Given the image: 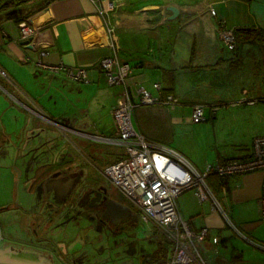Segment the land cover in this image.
Instances as JSON below:
<instances>
[{
    "label": "crops",
    "instance_id": "obj_1",
    "mask_svg": "<svg viewBox=\"0 0 264 264\" xmlns=\"http://www.w3.org/2000/svg\"><path fill=\"white\" fill-rule=\"evenodd\" d=\"M108 1L26 0L0 7V70L5 72H0V115H6L14 125L9 130L4 126L0 160L9 156L5 146L11 143L13 133L26 175L40 172L39 162L34 164L33 158L38 161L48 150L50 159L60 163L59 168L46 170L49 177H55L51 188L59 192L76 174L84 172L93 177L90 165L100 171L123 152L121 145L100 139L113 134L110 110L122 97V87L108 85L97 67L102 57L112 54L111 42L119 58L133 67V87L143 86L161 98L168 94L178 97L179 103L174 105L137 104L132 121L152 143L181 154L185 151L181 141L186 126L193 123L190 115L194 103L204 104L207 119L217 105L236 97L235 89L243 79L252 81L251 89L258 90L252 98L264 97V46L259 39L251 29L243 30L236 35L233 55L218 36L222 20L229 27L248 26L264 32V0H111L114 8L107 13L111 35L100 12ZM167 5L178 7L176 18H169ZM44 7L47 10L43 12ZM23 18L40 29L29 44L19 36L18 22ZM42 49L45 53L40 55ZM40 62L83 66L88 80L74 81ZM155 82L161 86L160 93L153 87ZM249 154L250 150L238 156L217 153L214 162ZM211 184L220 195L222 209L234 213L247 234L264 239V220L258 209L264 170L231 175ZM204 202L210 209L193 218L183 214L182 204L178 206L193 229L207 225L216 232L221 226L219 216L212 210L211 199L200 204ZM28 217L21 223L22 240H7L1 247L31 249L49 261L64 264L65 253L80 246L79 235L68 238L67 245L64 241L47 243L40 236L44 217L32 213Z\"/></svg>",
    "mask_w": 264,
    "mask_h": 264
},
{
    "label": "rangeland",
    "instance_id": "obj_2",
    "mask_svg": "<svg viewBox=\"0 0 264 264\" xmlns=\"http://www.w3.org/2000/svg\"><path fill=\"white\" fill-rule=\"evenodd\" d=\"M243 81L235 89V98L229 97L225 104L217 105L206 120L198 124L188 123L186 126L181 141L185 148L182 155L199 171L204 169L206 163H213L217 153L222 156H238L250 150L254 137L264 135V101L254 104L244 102V98H252L258 90L251 89L252 81ZM242 88L246 90L242 92ZM4 126L8 130L14 128L6 115H0V142ZM13 140H17L15 133L12 134L11 143L7 142L5 146L10 152L9 156L0 160V245L7 240H22L21 223L24 224L26 216L30 217L31 213L34 217L42 214L41 206H36L35 191L29 190L28 185H25V167L22 157L16 154L18 143L14 145ZM90 166L93 176L97 175L107 183L101 172ZM84 167L87 168V164ZM107 184L113 196L128 203L123 194ZM209 185L213 190V185ZM213 192L217 198L220 196L216 189ZM179 195L178 203L182 204L184 215L191 214L193 218L210 209L207 202L200 204L191 189H186ZM212 203V210L221 222L216 231L219 242L213 244L210 240H205L197 244L207 264H264V239L247 234L237 223L234 213L225 210V215L214 201ZM64 224L60 220L49 228V232L48 229L40 231V236L47 243L64 241L67 245L68 238L79 235L84 241L81 249L86 255L84 264H123L124 260L131 261L130 264H155V249L165 248L166 253L171 247V243L159 230L141 220L123 226L122 232L118 234H111L106 228L101 229L88 217L86 222L78 224L71 219ZM47 233L50 237L46 236Z\"/></svg>",
    "mask_w": 264,
    "mask_h": 264
},
{
    "label": "built area",
    "instance_id": "obj_3",
    "mask_svg": "<svg viewBox=\"0 0 264 264\" xmlns=\"http://www.w3.org/2000/svg\"><path fill=\"white\" fill-rule=\"evenodd\" d=\"M113 8L114 2L110 0L105 10L100 9L105 16L104 26L108 35L112 34L113 28L107 13ZM209 9L211 14L215 13L212 6ZM18 29L20 38L29 40V43L40 31L26 18L18 22ZM218 36L224 46L235 55L237 47L235 29L227 26L222 20L219 22ZM111 45L112 54L102 57L97 67L108 85L122 87V97L110 110L113 134L100 139L121 145L123 152L114 161L103 166L100 172L126 197L130 207L137 212L139 220L154 225L171 243L163 264H207L197 244L205 240H210L213 244L218 243L219 236L207 225L200 227L199 230L193 229L190 221L182 215L177 197L184 190L191 189L199 202L211 199L225 214L206 178L211 174L228 177L259 169L264 170V135L253 138L250 154L247 157L207 163L204 169L199 171L177 150L152 143L134 127L132 114L137 104L174 105L179 103V99L171 94L161 98L158 94L152 95L143 86L133 87L132 65L119 58L114 42H111ZM39 53L43 55L45 51L42 49ZM42 65L52 72H63L74 81L88 80L87 69L83 66ZM0 72L5 75L3 70ZM153 87L160 93L159 83H153ZM257 100L264 101V97L243 99L248 104H254ZM204 107V104L199 102L192 105L193 123L206 119ZM258 209L260 218L264 220V185L258 200Z\"/></svg>",
    "mask_w": 264,
    "mask_h": 264
},
{
    "label": "flooded vegetation",
    "instance_id": "obj_4",
    "mask_svg": "<svg viewBox=\"0 0 264 264\" xmlns=\"http://www.w3.org/2000/svg\"><path fill=\"white\" fill-rule=\"evenodd\" d=\"M41 154V156L39 155L38 161L37 158H33V161L35 160L34 164L39 162L37 165L39 168H41L42 172L40 170V172H33L29 176L27 175L25 179L27 183L25 185H28V188L35 191L36 206H41L42 208L41 215L44 217V229H48L47 232H49V228H51L53 224L59 222L60 220H62L64 224L72 219L79 224V222L82 221L86 222V217H88L93 220V224H97V226L101 229L106 228L111 234H118L119 232H122L123 226L135 223L137 220H139L137 212L132 207H130L128 203L122 202L113 196V194L108 189L109 185L107 183L109 182L105 179L104 180L107 181V183L104 182L102 178L98 177L97 175L91 177L90 174L81 172L73 176L74 180L71 181L63 191L59 192L57 189L53 190L50 184L51 180H54L55 177H49L50 175L46 174V170L53 166L58 167L60 163L57 160L56 162L50 159L49 152L46 149L44 150V153ZM86 164L89 165V161H87ZM36 169L37 168H35V170ZM103 186L105 187L106 191L102 189ZM109 199H113L126 205L131 214H128V216L124 218L126 216L125 214H118L117 211H107L106 207ZM64 226L66 227V224H64ZM33 231L34 233H38V231L35 229H33ZM46 236L50 237L49 233H47ZM3 239L1 241H3ZM83 244L84 241L82 240L80 242V246L77 249L69 252V254L67 252L65 253V256L68 257L67 259L65 257L64 264L85 263V252H81V249H83ZM7 247H12L19 250L25 249L32 253L35 252L31 249L22 248L15 245H7L5 247L0 246V248ZM52 263L63 264L55 262ZM130 263L131 261L129 260H124L123 262V264Z\"/></svg>",
    "mask_w": 264,
    "mask_h": 264
},
{
    "label": "water",
    "instance_id": "obj_5",
    "mask_svg": "<svg viewBox=\"0 0 264 264\" xmlns=\"http://www.w3.org/2000/svg\"><path fill=\"white\" fill-rule=\"evenodd\" d=\"M166 9L171 12V14L169 15L170 19L176 18V16L179 13V9L175 5H167ZM46 10H47L46 7L41 9V11L43 12ZM15 11L16 9L12 10V12ZM237 29L249 30L250 27L241 26V27H237ZM22 42L29 44V40H24ZM102 189L106 191L104 186L102 187ZM106 210L110 212L117 211L118 214H125L126 216L124 218H126L128 214L129 215L131 214V212L127 209L126 205L118 201H115L113 199L108 200ZM0 264H53V263L49 261L48 258L40 254H37L36 252L32 253L25 249L19 250L12 247H7V248H0Z\"/></svg>",
    "mask_w": 264,
    "mask_h": 264
},
{
    "label": "trees",
    "instance_id": "obj_6",
    "mask_svg": "<svg viewBox=\"0 0 264 264\" xmlns=\"http://www.w3.org/2000/svg\"><path fill=\"white\" fill-rule=\"evenodd\" d=\"M23 1H26V0H4V1L0 2V7L3 8V7H5V6L9 5V4H12V3L17 4V3L23 2ZM234 29H235V34L236 35H239V33H243L242 32L243 30H239L237 28H234ZM250 29H251L252 35L257 37L259 39V42L261 43V45L264 46V32L259 31V30L256 31L255 28H250ZM227 160H229V159H227ZM223 161H226V160H223ZM224 178L225 177H221V176H218V175H215V174H211V175H209L206 178V180L208 179V181H207L208 185L210 183H213L215 185V183H219L220 181L223 182ZM210 179H212V181H210ZM164 250H165V248H162V247H159V248L155 249V252H154V254H155V264H163V261L165 259V255H166Z\"/></svg>",
    "mask_w": 264,
    "mask_h": 264
}]
</instances>
